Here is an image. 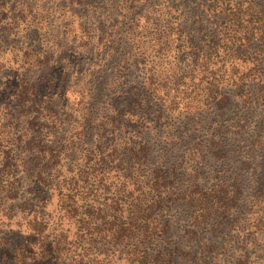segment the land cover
I'll use <instances>...</instances> for the list:
<instances>
[{"label": "trees", "instance_id": "trees-1", "mask_svg": "<svg viewBox=\"0 0 264 264\" xmlns=\"http://www.w3.org/2000/svg\"><path fill=\"white\" fill-rule=\"evenodd\" d=\"M263 149L264 0H0V264L264 261Z\"/></svg>", "mask_w": 264, "mask_h": 264}, {"label": "rangeland", "instance_id": "rangeland-1", "mask_svg": "<svg viewBox=\"0 0 264 264\" xmlns=\"http://www.w3.org/2000/svg\"><path fill=\"white\" fill-rule=\"evenodd\" d=\"M259 164L261 166H263V167L259 168L257 166ZM252 165L254 167H257L256 171H258L260 173V175H261L260 176V181L264 182V149L255 155L254 163ZM262 229H264V228H262ZM252 236H254V235H252ZM254 237H257V238L255 240V245H254L253 248L256 249V252L258 254L264 253V230H262L260 232L256 231ZM255 258H257V256ZM262 263H264L263 260L261 262L256 263V264H262Z\"/></svg>", "mask_w": 264, "mask_h": 264}]
</instances>
